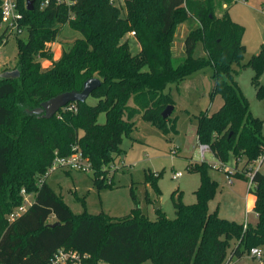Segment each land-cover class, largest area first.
I'll use <instances>...</instances> for the list:
<instances>
[{
	"label": "trees",
	"instance_id": "16d2710c",
	"mask_svg": "<svg viewBox=\"0 0 264 264\" xmlns=\"http://www.w3.org/2000/svg\"><path fill=\"white\" fill-rule=\"evenodd\" d=\"M26 1L15 0L22 15L20 27L26 32L24 41L16 38L19 75L0 78V264H48L58 249L85 254L84 264H230L254 247L263 250L264 264V175L248 169L264 153L263 122L252 115L234 68H250L256 97L264 98L259 84L264 49L241 64L244 28L230 19L227 10L219 17L215 14L238 0H123L124 14L110 0H68L69 4L33 0L31 11L26 10ZM190 20L196 26L184 39L185 57L175 64L174 30ZM64 25L80 37L53 60L49 44ZM131 32L139 49L136 54L123 39ZM10 35L3 29L0 45ZM197 46L202 55L195 57ZM40 60L51 64L42 69ZM206 67L212 68L211 99L219 95L222 104L212 114L196 117L197 141L208 145L221 164L245 160L242 172L250 177L236 172L233 177L250 181L254 224L247 223L244 229L243 223L221 218L217 208L208 210L218 183L209 176L205 161L189 165V171L199 175L194 203L184 204L182 192L171 193L173 219L159 209L150 220L138 207L122 218L73 214L45 179L38 183L55 156H68L75 147L89 163L93 183L98 188L108 185L102 178L105 167L119 154L122 137L132 133L133 118L141 115L164 133L174 131L176 117H161L174 104L165 90ZM90 78L100 80L90 94L95 105L68 103L50 119L27 112L60 93L81 91ZM101 113L103 124L98 123ZM160 174L145 178L157 194ZM21 190L34 194L33 203L9 222L8 215L23 202ZM251 203L249 199L250 207ZM54 223L58 224L50 226Z\"/></svg>",
	"mask_w": 264,
	"mask_h": 264
},
{
	"label": "rangeland",
	"instance_id": "374dc122",
	"mask_svg": "<svg viewBox=\"0 0 264 264\" xmlns=\"http://www.w3.org/2000/svg\"><path fill=\"white\" fill-rule=\"evenodd\" d=\"M114 5L119 7L124 14L123 0H114ZM224 10L229 13L230 19L244 28L242 44L245 46V54L241 64L246 63L260 49H264V0H238L228 5V8H219L215 14L219 17ZM196 26L195 21L190 20L176 26L171 44V55L177 64L185 57L184 39L190 29ZM19 33L12 32L6 44L0 45V75L4 72H18L17 67V42L16 38L26 39V32L20 27ZM0 25V33L3 31ZM78 32L69 26H61L55 42L49 44L53 60H57L64 50H67L75 39L79 38ZM128 39V48L132 54L138 52V45L134 36L127 34L123 39ZM202 55V49L197 46L194 56ZM42 69H47L51 62L40 60ZM238 71L236 78L240 92L249 103L253 116L262 120V135L264 136V98L256 97V87L251 83L253 71L250 68H242L235 65ZM212 68L206 67L192 73L179 83L170 84L167 92L173 101L171 118L176 117L174 131L164 133L162 130L144 121L141 115L133 118L135 123L132 133L122 137L120 152L114 161L105 167L107 174L104 187L98 188L93 183V173L90 170L76 171L56 169L44 179L73 214L96 215L106 214L114 218L126 217L131 210L138 207L150 220L155 219L154 208L158 203L161 212L167 219L175 217L171 201V193L182 192V202L192 204L195 202V189L199 186V175L189 171L190 163L205 161L209 164V176L218 183V188L210 207L216 208L218 215L222 217H236L244 221L245 196L248 193V181L233 177L235 173V161L230 159L227 164H221L207 152L203 159L198 151L196 136V117L201 113L212 114L222 103L219 95L211 99L210 92L213 85L211 79ZM259 84L264 89V71L259 78ZM87 104L95 105L97 100L88 97ZM132 105V103H129ZM105 116H98V123L103 124ZM245 160L238 162V172L248 178L249 173L242 172ZM115 167V168H114ZM251 172L260 171L264 175V158L248 166ZM241 169V170H240ZM180 172L177 179L172 178L174 173ZM160 174L157 180L159 194L145 181L146 175ZM229 174L231 183L225 179ZM156 175V176H157ZM110 185V186H109ZM131 192L134 194L133 200ZM33 197V196H32ZM28 196V200H32ZM248 207L249 202H248ZM214 208V209H215ZM254 213L247 216L251 220ZM226 219V218H225ZM53 218L49 219L52 222ZM245 254L242 258L234 257L232 264H261V260L253 259ZM230 263V264H231ZM99 264H108L100 262ZM142 264H152L146 261Z\"/></svg>",
	"mask_w": 264,
	"mask_h": 264
},
{
	"label": "built area",
	"instance_id": "2783aa9c",
	"mask_svg": "<svg viewBox=\"0 0 264 264\" xmlns=\"http://www.w3.org/2000/svg\"><path fill=\"white\" fill-rule=\"evenodd\" d=\"M58 3H68V0H57ZM111 3L114 4V0H110ZM47 2H44L41 6H45ZM0 14H1V21L0 24L3 25L4 29L7 32L12 33H19L21 31L20 28V20L22 19L21 13L18 11L15 0H0ZM131 36H134V32L130 33ZM64 106L61 109H64ZM68 110L74 109L73 106L67 107ZM198 151L200 158L203 159L207 152H210L209 146L206 144L198 143ZM264 158L263 155L258 159L259 163ZM257 160V161H258ZM115 168V167H114ZM56 169H67V170H76V171H87L90 170L89 163L82 155L81 151L78 148L73 147L72 153L65 157L55 156L53 161L51 162L50 166L47 169L45 175L38 180V183H41L44 178ZM91 171V170H90ZM225 179L228 183H231L230 176L228 173H225ZM181 176L180 172L174 173L172 178L177 179ZM250 177V176H249ZM248 188L251 186L250 181L248 182ZM21 195L23 197L22 204L15 208L9 215L8 221L12 222L19 216H21L33 203L34 194H28L24 190H21ZM28 196L32 197V200H28ZM243 223V228L245 229L248 221H247V214H245V218ZM249 257L253 259L261 260L263 257V250L259 247H254L249 250L248 253ZM87 258L85 254H79L74 250H66V249H58L52 258L50 259L48 264H84V260ZM222 264H229L228 262L224 261Z\"/></svg>",
	"mask_w": 264,
	"mask_h": 264
},
{
	"label": "water",
	"instance_id": "95a60500",
	"mask_svg": "<svg viewBox=\"0 0 264 264\" xmlns=\"http://www.w3.org/2000/svg\"><path fill=\"white\" fill-rule=\"evenodd\" d=\"M26 10H33V0L26 1ZM18 77V72H4L0 75L3 79H14ZM100 85V80L97 78L87 79L82 86L81 91H68L60 93L48 100L42 102L39 107L27 111L29 114L42 115L45 119L52 118L61 108L66 106L68 103L73 102H85L90 96L91 92ZM173 105H168L161 113L162 118H167L173 111ZM160 205H155V210H159ZM58 223L50 224V226L57 225Z\"/></svg>",
	"mask_w": 264,
	"mask_h": 264
},
{
	"label": "crops",
	"instance_id": "0c3cea01",
	"mask_svg": "<svg viewBox=\"0 0 264 264\" xmlns=\"http://www.w3.org/2000/svg\"><path fill=\"white\" fill-rule=\"evenodd\" d=\"M222 104V103H221ZM221 106V105H220ZM219 106V107H220ZM211 153V152H210ZM211 155H212V153H211ZM212 157H213V155H212ZM214 158V157H213ZM241 161V160H240ZM239 161V162H240ZM219 162V161H218ZM194 163V162H193ZM193 163H190V164H193ZM236 166H235V168H236V170H235V172H238L239 171V169L237 168V165H238V163H236L235 164ZM241 170V169H240ZM259 171V170H258ZM260 172V171H259ZM239 174H241V173H239ZM249 178V177H248ZM249 182V181H248ZM199 184V183H198ZM249 184V183H248ZM248 189V188H247ZM196 190V189H195ZM249 199L252 201V203H251V207L249 208L248 207V202H249ZM254 202H255V196L253 195V194H251V193H247V195L245 196V210H244V218H245V214H247V216L249 215V214H251V213H254L253 211H252V208H253V206H254ZM210 203H211V201L209 202V204H208V210L209 211H213L214 210V208H212V207H210ZM217 208V207H216ZM161 210V209H160ZM218 212H219V210H218ZM154 216H155V218H156V210H155V208H154ZM148 217V216H147ZM222 218H226V219H228V217H222ZM232 219H229V220H234V221H236V222H238V223H242V219H237L236 217H231ZM154 220V219H153ZM247 221H248V223H251V224H254L255 222H256V214L254 213V216H253V218L250 220H248L247 219ZM244 256V255H243ZM249 257V256H248ZM242 258V257H241ZM100 263V262H99ZM98 263V264H99ZM232 264V263H231ZM261 264H262V262H261Z\"/></svg>",
	"mask_w": 264,
	"mask_h": 264
}]
</instances>
